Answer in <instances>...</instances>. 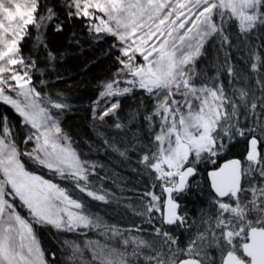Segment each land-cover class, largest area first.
<instances>
[{"label": "snow or ice", "instance_id": "6c2138e0", "mask_svg": "<svg viewBox=\"0 0 264 264\" xmlns=\"http://www.w3.org/2000/svg\"><path fill=\"white\" fill-rule=\"evenodd\" d=\"M0 264H264V0H0Z\"/></svg>", "mask_w": 264, "mask_h": 264}, {"label": "trees", "instance_id": "16d2710c", "mask_svg": "<svg viewBox=\"0 0 264 264\" xmlns=\"http://www.w3.org/2000/svg\"><path fill=\"white\" fill-rule=\"evenodd\" d=\"M102 72V69H97L96 70V74L98 75V74H100ZM99 239H101V240H103V237H98Z\"/></svg>", "mask_w": 264, "mask_h": 264}]
</instances>
